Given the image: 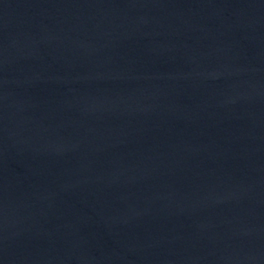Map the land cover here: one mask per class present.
<instances>
[{"label": "water", "instance_id": "1", "mask_svg": "<svg viewBox=\"0 0 264 264\" xmlns=\"http://www.w3.org/2000/svg\"><path fill=\"white\" fill-rule=\"evenodd\" d=\"M0 264H264V0H0Z\"/></svg>", "mask_w": 264, "mask_h": 264}]
</instances>
